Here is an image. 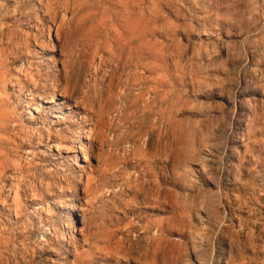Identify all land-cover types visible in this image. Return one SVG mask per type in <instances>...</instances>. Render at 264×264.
<instances>
[{
    "label": "rangeland",
    "instance_id": "374dc122",
    "mask_svg": "<svg viewBox=\"0 0 264 264\" xmlns=\"http://www.w3.org/2000/svg\"><path fill=\"white\" fill-rule=\"evenodd\" d=\"M0 264H264V0H0Z\"/></svg>",
    "mask_w": 264,
    "mask_h": 264
},
{
    "label": "bare ground",
    "instance_id": "6f19581e",
    "mask_svg": "<svg viewBox=\"0 0 264 264\" xmlns=\"http://www.w3.org/2000/svg\"><path fill=\"white\" fill-rule=\"evenodd\" d=\"M53 16V15H52ZM59 28H60V26H59ZM58 28V29H59ZM34 86V85H33ZM62 87H60V89H61ZM71 90V89H70ZM43 93V92H42ZM64 93V92H63ZM49 95H51V94H49ZM80 95V94H79ZM51 99H49V101L51 102V101H53V97H50ZM81 99V98H80ZM80 99H79V101H80ZM78 101V102H79ZM92 102V101H91ZM67 104V103H66ZM78 105V104H77ZM81 107V106H80ZM34 109H35V107H33ZM66 109H69V105H67L66 107H65ZM56 117H57V114L55 115ZM13 184V183H12ZM15 185H17V184H14V186ZM13 185H11V187H12ZM12 190H13V187H12ZM77 211H81L82 210V208H83V205L81 204V203H78V205L76 204V207H74ZM45 244V243H44ZM16 252V251H15Z\"/></svg>",
    "mask_w": 264,
    "mask_h": 264
}]
</instances>
